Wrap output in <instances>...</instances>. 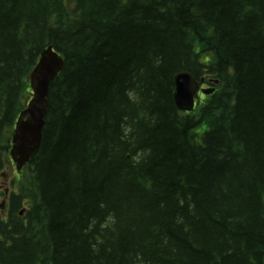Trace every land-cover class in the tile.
I'll return each instance as SVG.
<instances>
[{
    "label": "trees",
    "instance_id": "16d2710c",
    "mask_svg": "<svg viewBox=\"0 0 264 264\" xmlns=\"http://www.w3.org/2000/svg\"><path fill=\"white\" fill-rule=\"evenodd\" d=\"M71 4L0 0V150L39 53L64 60L0 264H264V0ZM180 71L218 80L190 116Z\"/></svg>",
    "mask_w": 264,
    "mask_h": 264
},
{
    "label": "water",
    "instance_id": "95a60500",
    "mask_svg": "<svg viewBox=\"0 0 264 264\" xmlns=\"http://www.w3.org/2000/svg\"><path fill=\"white\" fill-rule=\"evenodd\" d=\"M61 65L60 58L53 54L50 48H47L41 53L38 64L30 73L32 99L18 117L10 150L11 158L17 169L28 161L38 148L48 86L60 71ZM174 82L176 89L173 98L176 106L179 109L189 110L192 104V94L197 87L196 84L186 74L176 76ZM210 92L203 91V93Z\"/></svg>",
    "mask_w": 264,
    "mask_h": 264
},
{
    "label": "rangeland",
    "instance_id": "374dc122",
    "mask_svg": "<svg viewBox=\"0 0 264 264\" xmlns=\"http://www.w3.org/2000/svg\"><path fill=\"white\" fill-rule=\"evenodd\" d=\"M11 170H13V168L11 169L10 166H8V168L6 167V171L9 172L7 175L12 174L11 173L12 172ZM8 179H9V177H8ZM4 181H5V178L2 179V182H4Z\"/></svg>",
    "mask_w": 264,
    "mask_h": 264
},
{
    "label": "bare ground",
    "instance_id": "6f19581e",
    "mask_svg": "<svg viewBox=\"0 0 264 264\" xmlns=\"http://www.w3.org/2000/svg\"><path fill=\"white\" fill-rule=\"evenodd\" d=\"M17 121H18V118H16V120H15V122H14L13 129L16 128ZM12 168H15V166H13Z\"/></svg>",
    "mask_w": 264,
    "mask_h": 264
}]
</instances>
